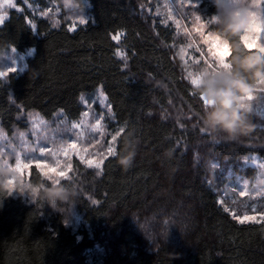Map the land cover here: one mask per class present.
Returning <instances> with one entry per match:
<instances>
[{"label":"trees","instance_id":"obj_1","mask_svg":"<svg viewBox=\"0 0 264 264\" xmlns=\"http://www.w3.org/2000/svg\"><path fill=\"white\" fill-rule=\"evenodd\" d=\"M144 1L82 0L88 20L70 30L64 17L54 26L17 0L22 11L10 10L0 25V58L11 48L33 51L22 72L0 78L7 136L27 129L24 113L77 120L81 96L99 87L119 130L98 172L74 161L75 185L65 187L82 216L78 226L66 224L62 209L14 196L0 181V264H264V194L247 207L261 220L238 222L218 203L224 173L210 170L216 162L252 180L255 169L240 161L264 157V121L252 114L254 130L240 141L203 135L202 98L183 77L175 31L143 17ZM201 7L204 16L217 14L207 2ZM209 31L218 36V25ZM243 36L233 43L256 50ZM129 146L133 163L120 166L117 154ZM28 182L49 183L35 167Z\"/></svg>","mask_w":264,"mask_h":264},{"label":"rangeland","instance_id":"obj_2","mask_svg":"<svg viewBox=\"0 0 264 264\" xmlns=\"http://www.w3.org/2000/svg\"><path fill=\"white\" fill-rule=\"evenodd\" d=\"M205 2L218 13L213 0H145L139 3L143 17L158 19L175 31L174 54L184 79L194 88L195 78L200 72L217 68V60L222 62L228 55L226 47L219 44V37L209 31V26L214 24L212 17L217 14L204 16L201 5ZM244 2L249 10V20L243 40L247 47L259 49L264 46V0ZM23 3L33 15L50 20L54 26L60 23L61 17L68 20L70 30L88 20L86 11L83 19L68 18L61 11L58 0H44V6L39 4V0H23ZM231 7H234V0H227L226 8ZM13 9L22 11L17 0H0V25ZM115 37H118L116 41L120 39V35ZM252 41H255L254 45ZM32 53V50L18 53L9 49L0 58V78L6 79L9 73L22 72ZM117 53L122 58V53ZM80 102L83 111L77 120H69L61 112L49 121L36 113H24L22 118L27 123L26 130H14L11 136H7L0 126V166L8 170L7 180L0 181L9 193L30 199L25 188L30 185L28 175L31 167H35L48 182L55 179L64 182V186L75 185V160L98 172L102 162L114 154L119 130L111 126L113 115L102 89L99 87L92 94L81 96ZM241 103L264 121V79L261 78L255 88L248 89ZM202 133L210 135L205 129ZM240 164L255 169L252 180L236 176L231 167L225 170L218 168L216 162L211 164L210 170L222 171L225 177L222 188L218 190V203L238 222L260 221L262 215L249 212L247 207L251 206L248 202H253L251 208H256L254 202L264 194V157L249 155L242 158ZM66 205L65 210L59 208L65 214L66 224L74 227L81 224L82 216L76 207L69 203ZM135 226L138 231L141 229L139 225Z\"/></svg>","mask_w":264,"mask_h":264},{"label":"clouds","instance_id":"obj_3","mask_svg":"<svg viewBox=\"0 0 264 264\" xmlns=\"http://www.w3.org/2000/svg\"><path fill=\"white\" fill-rule=\"evenodd\" d=\"M227 0H213L218 9L212 21L218 25L219 44L226 47L228 55L218 67L200 72L196 76L195 90L202 97L201 122L212 136L222 140L240 141L254 130L251 110L241 103L242 98L256 78L264 79V46L244 51L234 39L243 36L248 25L249 10L244 0H234V7L226 8ZM61 11L70 19H83L85 5L82 0H58ZM135 150L126 147L117 154L120 166L130 167ZM8 170L0 166V180H7ZM26 195L47 204L53 209L74 200V194L64 182L51 179L47 185H28ZM4 193L0 192V196ZM6 198V197H5Z\"/></svg>","mask_w":264,"mask_h":264},{"label":"snow or ice","instance_id":"obj_4","mask_svg":"<svg viewBox=\"0 0 264 264\" xmlns=\"http://www.w3.org/2000/svg\"><path fill=\"white\" fill-rule=\"evenodd\" d=\"M81 23H83V21H81ZM114 39H118V37H114ZM254 44H255V41H252V45H254ZM117 55L120 56L121 54L120 53H117ZM0 75H2V74H0ZM72 147H75V145H72ZM89 163H91V162H89ZM245 219H248V218L246 217ZM241 222H243V221H241Z\"/></svg>","mask_w":264,"mask_h":264},{"label":"bare ground","instance_id":"obj_5","mask_svg":"<svg viewBox=\"0 0 264 264\" xmlns=\"http://www.w3.org/2000/svg\"><path fill=\"white\" fill-rule=\"evenodd\" d=\"M114 37H115V36H114ZM114 37H113V38H114ZM113 40H114V39H113Z\"/></svg>","mask_w":264,"mask_h":264}]
</instances>
